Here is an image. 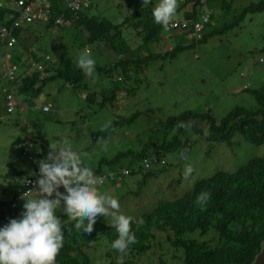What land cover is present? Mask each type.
Returning <instances> with one entry per match:
<instances>
[{
  "label": "rangeland",
  "instance_id": "1",
  "mask_svg": "<svg viewBox=\"0 0 264 264\" xmlns=\"http://www.w3.org/2000/svg\"><path fill=\"white\" fill-rule=\"evenodd\" d=\"M258 1L211 0L212 25L215 29L228 25L226 31L215 32L205 42L191 45V38H179V31H162V39L158 43L149 44L138 55L145 56L149 52L162 54L180 41L187 47L173 57L149 59L138 71L135 65L125 72L120 66L107 72L98 69H108L119 54L110 43L87 44V32L81 27L69 24L50 28L29 26L28 31L37 37L33 45L47 53L52 61L72 64L78 68L80 55L85 50L90 51L96 62V78L84 74L76 87L59 78L47 80L40 91L29 95L12 91L17 100L28 103L26 113H21V121L14 124V112L2 111V86L7 87L8 84L2 75L0 60V196L11 197L28 168L26 158L17 153L13 143L20 133L21 137L33 136L31 152L36 162L46 159L50 144L59 148L64 146L60 142L68 140L71 148L80 155L82 164L96 174L94 169L101 159L110 160L127 150L139 153L145 143L157 144L164 137L169 139L173 131L163 126V121L169 117L192 110L208 112L218 122L236 106L255 107L252 91L264 84V62L258 60L264 56V10L247 14L238 23H229L230 18L234 20L242 7ZM158 2L151 0L150 4L155 7ZM150 4L143 5V0H92L87 14L102 16L114 24H120L121 37L115 44L122 41L133 51L139 47L141 39L132 28L134 21L126 19L132 10ZM224 4L225 8L222 9ZM175 18H178V14ZM4 53L5 49L1 47L0 58ZM28 58L18 46L7 53V61H20L21 68ZM24 68L32 72L30 64L26 63ZM116 85L128 88L129 92H121L113 104L100 105L99 95L108 93ZM47 104L49 111L43 112L41 108ZM135 114V118L117 128L110 136L92 142L91 133L109 128L115 118H127ZM207 135L206 130L204 136H201L187 128L182 139L183 146L172 153L156 152L153 148L148 150V156L164 159V170L162 166H147L141 172L125 176L122 181H105L99 186V191L109 193L118 200L119 214L131 216L133 221H138L162 203L183 196L198 180L210 178L217 172L234 173L249 160L264 156V142L255 145L236 134L229 144L212 143ZM130 160L131 157H125L115 165L103 163L102 172H108L112 167L129 165ZM19 162L21 167L18 166ZM188 165L194 170L186 178L185 169ZM147 172L151 174L144 176ZM23 203L25 200H20L17 207ZM17 207L9 214L14 212V219H19L22 212V208L18 210ZM56 215L62 223L71 220L63 211ZM96 221L107 225L113 223L110 216H98ZM185 237L207 240L212 235L208 233L199 236L194 232L187 233ZM83 250L97 264H117L116 258L107 256L108 245L101 237L85 244ZM182 259V248L172 246L164 232L157 233L145 253L131 256L133 264H182ZM263 261L264 255L260 262Z\"/></svg>",
  "mask_w": 264,
  "mask_h": 264
},
{
  "label": "trees",
  "instance_id": "2",
  "mask_svg": "<svg viewBox=\"0 0 264 264\" xmlns=\"http://www.w3.org/2000/svg\"><path fill=\"white\" fill-rule=\"evenodd\" d=\"M210 2L211 0H207L208 4ZM153 7L150 4V6L132 10L126 19L130 18L134 21L132 28L141 39L139 47L133 51H130V47L122 41L115 44V41L121 37L120 24H114L102 16L88 15L89 8L80 14L78 20L72 21L69 25L81 27L87 32V37H85L87 44L110 43L113 50L118 52L119 57L108 69L103 67L98 69L107 72L113 67L120 66L125 72L135 65L138 71L149 59L173 57L178 51L187 47L180 41L162 54L149 52L145 56L138 55V52L145 50L149 44L158 43L162 39V31L169 33L179 31V38L190 37L189 24L183 29L169 26V29L165 31L161 25L155 23L152 15ZM193 7L192 10H186L185 5L179 2L177 14L182 13L184 17L193 20L197 6L193 4ZM224 8L225 4L222 9ZM262 10H264V0H259L257 3L242 7L234 16V20L231 17V22L228 23H238L247 14ZM212 18L213 15L203 30L202 38L196 41L190 37L189 45L195 42H205L215 32L226 31L228 25L215 29L212 25ZM7 22V10L0 8V24ZM29 26L32 25H21L14 34L18 37L21 52L29 56L26 63L31 65L36 55L29 54L27 48L34 44L37 37L28 31ZM42 27L50 28L52 26ZM48 65L46 67L48 76L44 79H40L34 71L30 75L22 76L21 74V85L17 91H21V94L24 95L33 94L40 91L45 81L57 78L76 87L84 77V72L79 67L74 68L72 64L50 60ZM121 92L127 93L129 90L116 85L108 93H101L99 95L101 97L100 105L113 104ZM252 94L256 102L255 107L236 106L218 122L208 112L199 113L192 110L184 111L176 117H169L163 121L164 128L173 131L169 139L164 137L157 144L145 143L139 153L127 150L118 153L110 160L101 159L98 167L94 170L96 173L102 172L101 164L115 165L125 157H131V163L124 167H130L142 158L150 157L148 156L150 148L156 152L170 154L183 146L182 139L187 128L201 136H204L206 130L207 139L212 143L229 144L236 134H240L250 143L259 145L264 142V84L254 89ZM135 117L136 114L127 118H115L109 128L91 133L92 142L101 141L110 136L117 128L129 123ZM181 121L190 126L177 127ZM161 166V169L164 170L166 164ZM142 170L133 169L131 173ZM150 174L151 172H147L144 176ZM202 192L208 194V199L206 202L198 204L197 197ZM141 219L143 224L137 227V222ZM139 220L132 223L137 242L130 245L129 252L124 257V264H133L131 256L134 254L140 256L149 250L158 232H164L172 246L182 248V264H254L255 260L261 257L260 254L264 246V156L249 160L234 173L217 172L210 178L198 180L193 188L183 196L162 203L153 212L143 215ZM74 224L73 220L62 223L64 242L56 257V264H97L83 250V246L96 241L98 237L103 238L108 245L107 256L116 258L118 261L120 253L112 248L113 241L118 238L115 227L96 221L93 231L88 234L82 232V229H75ZM194 232L199 236L211 233L212 238L200 240L199 238L185 237L187 233ZM117 261L115 262L117 263ZM258 264H264V261L263 263L259 261Z\"/></svg>",
  "mask_w": 264,
  "mask_h": 264
},
{
  "label": "clouds",
  "instance_id": "3",
  "mask_svg": "<svg viewBox=\"0 0 264 264\" xmlns=\"http://www.w3.org/2000/svg\"><path fill=\"white\" fill-rule=\"evenodd\" d=\"M150 3L151 0H143V5ZM178 8L179 0H159L152 10L155 23L167 31ZM77 63L86 76L96 78V62L90 51L85 50ZM188 126L183 121L177 125ZM60 143L64 146L56 148L50 144L46 159L38 161L40 176L36 188L32 190L35 195H23L25 203L20 218L11 219L0 228V264H56L64 242L62 221L56 215L62 202L63 212L75 221L74 228L88 234L93 231L98 216H110L113 221L111 226L118 233L112 248L120 253L117 264H124L130 245L137 242L132 228L133 218L119 214L118 200L109 193L99 191L103 179L82 164L80 155L71 148L68 140ZM181 156L187 159L184 153ZM193 170L188 165L185 177L190 176ZM61 187L65 192L59 191ZM207 199L208 194L202 192L197 197V203L202 204ZM142 224L141 219L137 227Z\"/></svg>",
  "mask_w": 264,
  "mask_h": 264
},
{
  "label": "built area",
  "instance_id": "4",
  "mask_svg": "<svg viewBox=\"0 0 264 264\" xmlns=\"http://www.w3.org/2000/svg\"><path fill=\"white\" fill-rule=\"evenodd\" d=\"M185 5L186 10H192L193 4L197 6L194 19L186 18L181 13L178 18H174L169 25L175 29L186 28L190 30V37L194 40L202 38L203 30L210 22L213 10L207 3V0H179ZM92 4V0H0V8L7 10L8 22L0 24V48L5 49V53L1 56V70L3 77L6 78L7 87L2 88L4 112L12 113L17 110L19 101L15 98L12 92V85L17 81L20 73V61L8 62L7 53L11 48L18 46V37L14 34L16 29L21 25H39L52 27H60L63 24H70L72 21L79 19L80 14L87 10ZM27 52L31 55H36L33 58L31 68L39 75L40 79L48 76L47 65L51 57L47 53L41 52L38 47L31 45L27 48ZM259 62H264V56L259 57ZM249 75V72L246 73ZM242 76H247L241 73ZM246 87V86H244ZM49 105L42 106L43 112L49 111ZM27 105L21 107V112L26 113ZM33 136H27L22 139L18 146L21 149V154L29 163L28 173L23 181L15 188L14 194L8 198V205L0 213V228L3 219L14 211L17 204L22 200L23 195L29 196L36 188V182L39 179V163L31 152ZM165 161L160 156L144 157L140 161L133 163L130 167L112 168L108 172H97L95 175L105 181L116 183L131 174L133 169H144L147 166H161ZM102 183V184H103ZM101 184V185H102Z\"/></svg>",
  "mask_w": 264,
  "mask_h": 264
},
{
  "label": "crops",
  "instance_id": "5",
  "mask_svg": "<svg viewBox=\"0 0 264 264\" xmlns=\"http://www.w3.org/2000/svg\"><path fill=\"white\" fill-rule=\"evenodd\" d=\"M181 13H178V16L180 15ZM31 66V65H30ZM31 70H32V72L34 71L32 68H31ZM32 72H27L26 71V68H24V67H22L21 68V73H20V75H19V77H18V79H17V81L12 85L13 86V91H16L18 94H21V91L20 92H18L17 91V88L21 85V74H22V76H25V75H30ZM35 72V71H34ZM2 86V85H1ZM6 86V85H5ZM2 87H4V85L2 86ZM2 98V97H1ZM18 101H19V106H18V108H17V110H15L14 111V124H18L20 121H21V107L23 106V105H27L28 103H26L25 101H21V99L19 100L18 99ZM1 102H2V105H3V98H2V100H1ZM4 106V105H3ZM3 112H4V107H3V110H2ZM28 135H25V136H22L21 137V133H20V135L18 136V137H16V138H14V140H13V143H14V146L16 147V151H17V153L18 154H20L21 155V149L19 148V146H18V143L22 140V139H24V138H26ZM20 160H21V157H20ZM27 160V159H26ZM27 162V164H28V167H29V163H28V161H26ZM24 165H25V163H24ZM23 165V166H24ZM18 166L19 167H21V163L19 162V164H18ZM17 173V172H16ZM27 173H28V168H26L25 169V171H24V177H23V179L25 178V176L27 175ZM23 180H21L20 182H18V184H17V186L22 182ZM16 186V187H17ZM101 186V185H100ZM62 188V187H61ZM59 189V191L60 192H65V190L62 188V189ZM4 191V190H3ZM35 195V193H34V191L30 194V196H34ZM30 196H28V197H30ZM24 204V203H23ZM23 204H22V206L21 207H17L18 208V210L20 209V208H22V211L24 210L23 209ZM8 205V196L6 195H4L3 197H1L0 196V213H2L3 212V209L6 207ZM63 202H62V206H61V209H59L58 211H57V213L56 214H59V213H61L63 210ZM11 219H14V212L11 214V215H8V216H6L4 219H3V221H2V223H1V228H3L5 225H7L9 222H10V220ZM68 221V220H67ZM64 223V222H63Z\"/></svg>",
  "mask_w": 264,
  "mask_h": 264
},
{
  "label": "water",
  "instance_id": "6",
  "mask_svg": "<svg viewBox=\"0 0 264 264\" xmlns=\"http://www.w3.org/2000/svg\"><path fill=\"white\" fill-rule=\"evenodd\" d=\"M263 255H264V246H263V249H262L261 254H260L261 257L257 258L255 260L254 264H258V262L262 259Z\"/></svg>",
  "mask_w": 264,
  "mask_h": 264
}]
</instances>
